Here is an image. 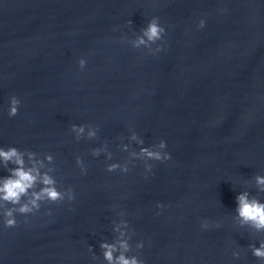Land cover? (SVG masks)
Returning a JSON list of instances; mask_svg holds the SVG:
<instances>
[{
    "label": "water",
    "instance_id": "water-1",
    "mask_svg": "<svg viewBox=\"0 0 264 264\" xmlns=\"http://www.w3.org/2000/svg\"><path fill=\"white\" fill-rule=\"evenodd\" d=\"M153 15L167 29L163 51L121 39ZM12 94L21 105L9 117ZM72 123L99 125L98 138L74 140ZM130 130L146 145L167 140L172 158L147 178L142 161L109 173L89 152L107 143L122 160ZM0 145L52 152L76 196L0 229L2 264H100L120 210L146 264H261L231 216L241 189L264 199L253 181L264 174V0H0ZM201 219L221 226L201 230Z\"/></svg>",
    "mask_w": 264,
    "mask_h": 264
},
{
    "label": "clouds",
    "instance_id": "clouds-1",
    "mask_svg": "<svg viewBox=\"0 0 264 264\" xmlns=\"http://www.w3.org/2000/svg\"><path fill=\"white\" fill-rule=\"evenodd\" d=\"M127 23L131 25L132 21L129 20ZM205 26L206 18L200 17L196 27L203 29ZM166 31L160 17L153 15L133 37L123 36L121 39L129 43L133 49H146L152 54H158L166 47L164 42ZM86 64L85 57L78 59V66L81 69L85 68ZM20 105V98L15 94L10 95L7 100L8 116H16ZM99 131V125L89 123L70 125V132L76 141L81 139L94 141L98 138ZM120 139L121 143L116 147L119 151L127 153L122 160L113 158V152L107 143L89 149L92 157H103L105 170L109 173L119 170L121 174H127L135 166L136 161H142L143 175L147 178L152 174V162H164L172 158L171 153L166 150L168 144L164 138L146 145L140 134L130 130L127 142H124L123 137ZM133 144L136 147H133ZM54 161L55 155L52 152L39 153L27 148L21 150L14 145H0V171L6 172L5 175H0V229L15 228L19 223L18 215L23 216L24 222L27 223L29 216L38 213L42 205L70 204L75 200V191L71 185H59L58 169ZM74 163L79 174H87L88 167L83 156L76 155ZM253 181L257 193H264V174L256 173ZM156 207L162 210L165 205L157 201ZM46 211L51 215V208ZM115 217L118 218L111 220L112 239L99 241L102 255L100 264H146L139 252L144 247V241L137 240L134 245L131 243L134 231L125 218L126 213L123 210L117 211ZM231 220L236 227L251 230L250 234L254 236V240L249 243L248 248L252 256L264 264V199L254 195L247 188L241 189L235 196ZM199 226L201 230H207L210 227L219 228L221 223L201 219ZM88 252L91 253L93 261L100 259L91 245L88 246ZM240 255L239 249L234 248L231 252L233 258H239Z\"/></svg>",
    "mask_w": 264,
    "mask_h": 264
}]
</instances>
